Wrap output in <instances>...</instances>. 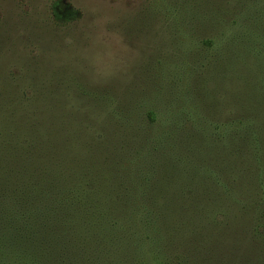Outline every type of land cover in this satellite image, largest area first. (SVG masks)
Listing matches in <instances>:
<instances>
[{
  "label": "rangeland",
  "instance_id": "rangeland-1",
  "mask_svg": "<svg viewBox=\"0 0 264 264\" xmlns=\"http://www.w3.org/2000/svg\"><path fill=\"white\" fill-rule=\"evenodd\" d=\"M54 1L0 0L1 26L68 76L57 99L107 172L86 198L119 229L90 215L32 241L13 206L0 264H264V0H59L67 24Z\"/></svg>",
  "mask_w": 264,
  "mask_h": 264
},
{
  "label": "trees",
  "instance_id": "trees-1",
  "mask_svg": "<svg viewBox=\"0 0 264 264\" xmlns=\"http://www.w3.org/2000/svg\"><path fill=\"white\" fill-rule=\"evenodd\" d=\"M61 4L59 0L51 3V14L57 22L67 24L79 17L76 10ZM1 23L2 20L0 30ZM11 30L2 28L0 32V53L7 59L9 70L23 58L22 63L28 62L29 73L33 71L34 75L28 80L30 87L22 83L24 73L0 75V216L9 217L10 207L14 206L20 229L33 234L32 241L48 237V230L57 237L63 232L68 234L70 227L75 232L81 221L87 224L90 215L103 217L110 225L115 219L114 206L104 210V217L97 210L98 215L92 213L99 207L86 198L88 189L103 178L95 156L100 143L93 132H85L80 125L85 121L76 119L77 112L68 113L65 101L70 89L55 88L66 86L63 79L68 76L61 72L59 79L58 71L44 73L43 66L38 68L43 58L35 56V52L27 56ZM71 82L79 84L74 78ZM57 92L65 101L57 99ZM111 224L119 229L116 223ZM92 226L93 220L86 226L88 233Z\"/></svg>",
  "mask_w": 264,
  "mask_h": 264
}]
</instances>
